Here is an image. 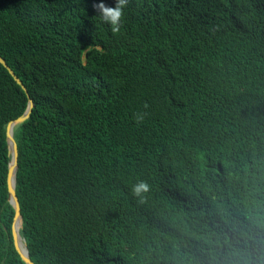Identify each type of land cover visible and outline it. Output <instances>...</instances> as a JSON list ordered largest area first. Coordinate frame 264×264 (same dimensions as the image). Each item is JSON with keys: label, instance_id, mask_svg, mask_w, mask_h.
Instances as JSON below:
<instances>
[{"label": "trees", "instance_id": "trees-1", "mask_svg": "<svg viewBox=\"0 0 264 264\" xmlns=\"http://www.w3.org/2000/svg\"><path fill=\"white\" fill-rule=\"evenodd\" d=\"M98 2L0 0L28 92L0 63V264H26L30 99L35 264H264V0H128L118 33Z\"/></svg>", "mask_w": 264, "mask_h": 264}, {"label": "water", "instance_id": "water-1", "mask_svg": "<svg viewBox=\"0 0 264 264\" xmlns=\"http://www.w3.org/2000/svg\"><path fill=\"white\" fill-rule=\"evenodd\" d=\"M0 63H2L9 70L10 74L14 77L17 83L21 85L22 88L27 92V89L22 84V81L15 75L14 71L7 65V63L4 61V59L1 56H0ZM33 108H34V102L30 99L26 112L18 119L10 122L7 127V140H8L9 152L11 156V160L9 164V173H8L9 201L13 206V208L15 209V218L12 227L13 239L17 252L20 254V256L22 257L23 261L26 264H35V263L30 258L29 250L27 248L26 243L25 245H26L27 255L24 254V252L20 247V239L24 240L20 234V230L23 225V217L21 215L20 202L16 192V182H17L16 174L18 170L19 149L14 133H15V128L19 124L25 122L30 117ZM18 220L21 221L20 230H18V228L16 227Z\"/></svg>", "mask_w": 264, "mask_h": 264}, {"label": "clouds", "instance_id": "clouds-1", "mask_svg": "<svg viewBox=\"0 0 264 264\" xmlns=\"http://www.w3.org/2000/svg\"><path fill=\"white\" fill-rule=\"evenodd\" d=\"M127 4L128 0H116L115 6H108L104 3V0H100L94 7L101 20L111 26V31L118 33L121 28L123 9ZM143 118L144 114H136L137 122L142 121ZM132 191L134 195L143 199L144 194L150 191V186L144 181H139L133 186Z\"/></svg>", "mask_w": 264, "mask_h": 264}, {"label": "bare ground", "instance_id": "bare-ground-1", "mask_svg": "<svg viewBox=\"0 0 264 264\" xmlns=\"http://www.w3.org/2000/svg\"><path fill=\"white\" fill-rule=\"evenodd\" d=\"M16 227L18 228V230H20V228H21V221L20 220H18ZM20 247H21L22 251L24 252V254L27 255L26 245H25L24 240H22V239H20Z\"/></svg>", "mask_w": 264, "mask_h": 264}]
</instances>
